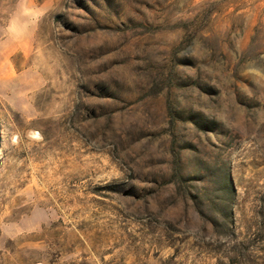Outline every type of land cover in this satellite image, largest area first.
Returning a JSON list of instances; mask_svg holds the SVG:
<instances>
[{
	"label": "rangeland",
	"instance_id": "374dc122",
	"mask_svg": "<svg viewBox=\"0 0 264 264\" xmlns=\"http://www.w3.org/2000/svg\"><path fill=\"white\" fill-rule=\"evenodd\" d=\"M0 264H264V0H0Z\"/></svg>",
	"mask_w": 264,
	"mask_h": 264
}]
</instances>
